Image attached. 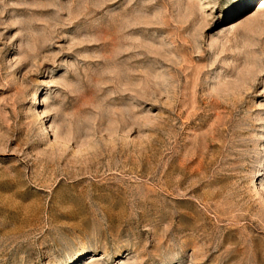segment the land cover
<instances>
[{
  "label": "rangeland",
  "instance_id": "374dc122",
  "mask_svg": "<svg viewBox=\"0 0 264 264\" xmlns=\"http://www.w3.org/2000/svg\"><path fill=\"white\" fill-rule=\"evenodd\" d=\"M0 264H264V0H0Z\"/></svg>",
  "mask_w": 264,
  "mask_h": 264
},
{
  "label": "bare ground",
  "instance_id": "6f19581e",
  "mask_svg": "<svg viewBox=\"0 0 264 264\" xmlns=\"http://www.w3.org/2000/svg\"><path fill=\"white\" fill-rule=\"evenodd\" d=\"M147 57V56H146Z\"/></svg>",
  "mask_w": 264,
  "mask_h": 264
}]
</instances>
